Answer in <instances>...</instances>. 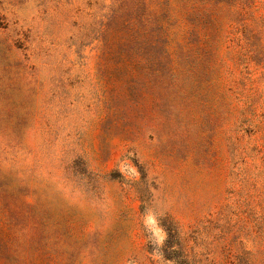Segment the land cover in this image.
I'll use <instances>...</instances> for the list:
<instances>
[{
  "label": "rangeland",
  "instance_id": "1",
  "mask_svg": "<svg viewBox=\"0 0 264 264\" xmlns=\"http://www.w3.org/2000/svg\"><path fill=\"white\" fill-rule=\"evenodd\" d=\"M185 260L264 264V0H0V264Z\"/></svg>",
  "mask_w": 264,
  "mask_h": 264
},
{
  "label": "trees",
  "instance_id": "2",
  "mask_svg": "<svg viewBox=\"0 0 264 264\" xmlns=\"http://www.w3.org/2000/svg\"><path fill=\"white\" fill-rule=\"evenodd\" d=\"M187 1H197V0H187ZM172 262V261H171ZM173 264H192L190 261H183L182 263L173 262Z\"/></svg>",
  "mask_w": 264,
  "mask_h": 264
}]
</instances>
